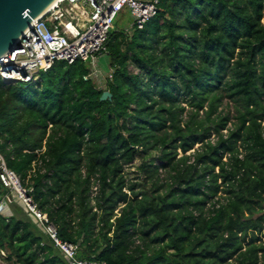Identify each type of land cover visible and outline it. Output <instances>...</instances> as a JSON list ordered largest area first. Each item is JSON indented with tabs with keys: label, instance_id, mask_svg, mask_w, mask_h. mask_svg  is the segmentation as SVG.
I'll return each instance as SVG.
<instances>
[{
	"label": "trees",
	"instance_id": "16d2710c",
	"mask_svg": "<svg viewBox=\"0 0 264 264\" xmlns=\"http://www.w3.org/2000/svg\"><path fill=\"white\" fill-rule=\"evenodd\" d=\"M263 19L264 0H161L110 32L105 89L80 60L0 76V154L78 260L264 264ZM4 211L7 261L68 263L21 203Z\"/></svg>",
	"mask_w": 264,
	"mask_h": 264
},
{
	"label": "built area",
	"instance_id": "2783aa9c",
	"mask_svg": "<svg viewBox=\"0 0 264 264\" xmlns=\"http://www.w3.org/2000/svg\"><path fill=\"white\" fill-rule=\"evenodd\" d=\"M160 3L161 0H58L24 33L19 49L0 59V76L7 83H29L39 80L41 73L58 62L72 65L80 60L91 65V73L84 79L96 78L100 72L97 63L107 53L109 35L119 14L129 11L133 18L131 29L143 30L157 15ZM0 182L10 194L0 202V212L15 198L38 221L67 264H104L76 258L75 245L59 238L57 227L35 202L33 189L25 187L1 154ZM97 189L98 186L93 188L94 195ZM219 199L208 203L206 211L213 205L218 208Z\"/></svg>",
	"mask_w": 264,
	"mask_h": 264
},
{
	"label": "water",
	"instance_id": "95a60500",
	"mask_svg": "<svg viewBox=\"0 0 264 264\" xmlns=\"http://www.w3.org/2000/svg\"><path fill=\"white\" fill-rule=\"evenodd\" d=\"M58 0H0V59L20 47V40L32 23ZM112 99L105 91L101 101Z\"/></svg>",
	"mask_w": 264,
	"mask_h": 264
},
{
	"label": "rangeland",
	"instance_id": "374dc122",
	"mask_svg": "<svg viewBox=\"0 0 264 264\" xmlns=\"http://www.w3.org/2000/svg\"><path fill=\"white\" fill-rule=\"evenodd\" d=\"M264 22V19H263ZM133 24V18L131 17V14L129 11H124L122 13L119 14V16L117 17L114 26L116 28H120V29H128V31H130L129 29H131V26ZM97 67L99 68L100 72L97 74V77L95 79L98 80V83L100 84L101 88H106V78L108 76V58L105 56H102L98 63H97ZM135 72H138V70L134 69ZM223 112L227 113L230 112L231 115H234L235 111H234V106L228 102H225L224 106H223ZM234 121V119H233ZM232 121V122H233ZM227 131H224V134H226ZM199 146H196V148H198ZM193 151H191L188 154H192ZM181 156V154H180ZM141 161L140 159H138L137 161L134 162L133 165L128 166L125 169V173H126V177L128 180H132L135 178V173L137 168L140 166ZM218 172V171H217ZM163 179L166 178V174L163 175L162 177ZM128 192V191H127ZM130 193V192H129ZM224 202V200H221ZM141 242H136L137 245H139ZM7 252L5 251V256L4 255H0V264H14L12 262L7 261Z\"/></svg>",
	"mask_w": 264,
	"mask_h": 264
},
{
	"label": "crops",
	"instance_id": "0c3cea01",
	"mask_svg": "<svg viewBox=\"0 0 264 264\" xmlns=\"http://www.w3.org/2000/svg\"><path fill=\"white\" fill-rule=\"evenodd\" d=\"M9 195H10V194H9ZM12 199H13V200L16 202L15 198H12ZM2 200H4V197H3V198H2V197H0V202H1ZM17 203H18V202H17ZM19 204H20V203H19ZM7 206L9 207V205H7ZM7 206H5L4 208H2V209H1V212H3V213H4V212H5V211H4V209H5ZM27 214H28V213H27ZM7 215H10V213H9V214H7ZM28 215H29V214H28ZM39 229L42 231V229H41V228H39ZM2 252H4V253H5V251H4V250H0V255H3V254H2Z\"/></svg>",
	"mask_w": 264,
	"mask_h": 264
}]
</instances>
